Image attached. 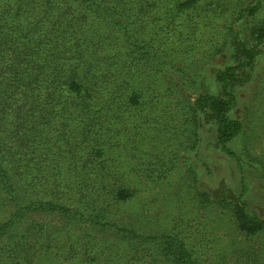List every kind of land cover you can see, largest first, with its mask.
Wrapping results in <instances>:
<instances>
[{
    "label": "trees",
    "instance_id": "16d2710c",
    "mask_svg": "<svg viewBox=\"0 0 264 264\" xmlns=\"http://www.w3.org/2000/svg\"><path fill=\"white\" fill-rule=\"evenodd\" d=\"M138 4L141 8L140 0H0V210L9 203L15 208L0 221V243L17 241L0 255V264H36L45 257L78 264L80 253L79 264H93L94 244L70 230L85 222L115 232L131 253L151 250L152 264H159L157 257L169 264H200L182 238L140 234L115 225L108 215L109 198L119 203L130 197L128 189L108 185L104 157L117 146L110 131L126 123L143 90L134 79H124L119 60L107 56L113 46L104 35L128 37L121 18L127 11L138 15ZM263 37V28L252 34L253 40ZM135 42L138 59L148 57L145 62H154L159 72L168 69L166 57L151 55L145 41ZM262 42L237 41L236 60L214 77L220 93L200 95L190 106L191 123L198 115L214 123L217 143L228 156L234 157L229 145L243 129L230 117L234 92L249 81ZM235 208L249 235L264 227L242 202ZM52 217L61 221L53 234L43 221Z\"/></svg>",
    "mask_w": 264,
    "mask_h": 264
},
{
    "label": "rangeland",
    "instance_id": "374dc122",
    "mask_svg": "<svg viewBox=\"0 0 264 264\" xmlns=\"http://www.w3.org/2000/svg\"><path fill=\"white\" fill-rule=\"evenodd\" d=\"M140 3L145 9L135 6L138 15L127 11L121 18L128 37L104 35L114 50L107 56L119 60L124 79H134L143 90L126 123L110 131L117 146L104 157L108 185L130 193L123 202L108 199L110 220L140 234L182 238L200 264H264V227L249 235L235 214L242 202L249 215L264 221V37L252 38L264 29V0ZM135 40L145 41L151 55L166 57L168 69L159 72L154 62H145L148 57L139 60ZM237 41L248 46L263 42L249 81L234 92L230 117L243 129L229 145L232 157L217 143L214 123L202 122L200 115L191 123L190 106L200 95L220 93L214 77L236 60ZM3 206L0 221L15 210L10 203ZM45 220L49 233L58 231L57 217ZM70 228L73 236L94 244L98 259L93 264H152L151 250L131 253L115 232L88 222ZM15 243H0V255ZM154 259L169 264L166 258ZM36 264L61 263L45 257Z\"/></svg>",
    "mask_w": 264,
    "mask_h": 264
}]
</instances>
